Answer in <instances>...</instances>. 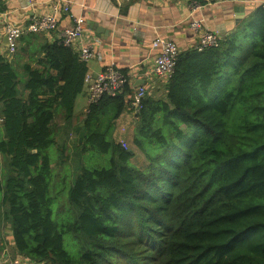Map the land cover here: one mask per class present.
I'll use <instances>...</instances> for the list:
<instances>
[{
	"label": "trees",
	"instance_id": "16d2710c",
	"mask_svg": "<svg viewBox=\"0 0 264 264\" xmlns=\"http://www.w3.org/2000/svg\"><path fill=\"white\" fill-rule=\"evenodd\" d=\"M43 35L0 55V256L8 229L32 264H264V5L217 47L180 51L164 97L143 99L131 145L145 169L113 139L129 85L89 104L77 129L86 63ZM65 125L82 164L66 192L74 216L57 227L51 155L68 161Z\"/></svg>",
	"mask_w": 264,
	"mask_h": 264
},
{
	"label": "crops",
	"instance_id": "0c3cea01",
	"mask_svg": "<svg viewBox=\"0 0 264 264\" xmlns=\"http://www.w3.org/2000/svg\"><path fill=\"white\" fill-rule=\"evenodd\" d=\"M194 3L200 8L192 11ZM64 4L70 10L56 14L57 30L42 33L44 38L49 43L58 41L63 29L71 25L73 16L82 17L85 31L79 43H92L96 51V56L86 63L87 73L94 76L110 65L124 72L131 90V95L125 98L128 103L141 84L146 87V97L162 99L165 95L166 81L150 76L153 57L158 53L151 48L156 37L174 41L180 51L191 49L198 41V33L189 24L192 20H202L205 30L217 32L221 40L228 38L239 23L237 19L242 20L253 8L264 5V0H204L202 3L197 0H0V55L9 61L13 59V55L6 54L7 25L24 31L32 17L51 13L53 5L63 7ZM42 57L30 61L25 55L19 63L30 62L32 68L43 69V62L37 64ZM87 95L88 90L78 95L74 117L78 116L77 111L86 112ZM74 120L78 129L82 121L75 123ZM136 122L126 107L115 120L114 141L127 143V132L130 128L133 131ZM64 127L71 130L70 125ZM8 233L5 239L13 250L12 236ZM2 259L0 256V262ZM28 264L32 263L28 260Z\"/></svg>",
	"mask_w": 264,
	"mask_h": 264
},
{
	"label": "built area",
	"instance_id": "2783aa9c",
	"mask_svg": "<svg viewBox=\"0 0 264 264\" xmlns=\"http://www.w3.org/2000/svg\"><path fill=\"white\" fill-rule=\"evenodd\" d=\"M199 8L200 5L194 3L191 9L195 11ZM61 10L67 12L70 10V6L68 4H64L63 7L53 5L51 13L32 17L24 31L7 25L5 27L7 56H11L15 53L18 39L22 34H47L57 30L58 23L56 14ZM73 17L71 25L63 29L58 41L65 47L71 48L72 50L75 49L79 59L87 63L96 56V51L92 43H79L84 35L85 21L82 17ZM189 25L194 32L198 33V41L191 49L200 52L206 48L217 47L219 45L221 41L219 34L215 31L211 32L205 30L202 20H192ZM151 48L158 51V53L153 57V68L150 76L167 81L173 73L178 55L180 54L179 47L170 39L156 37L151 43ZM84 81L88 85V105L96 104L105 95H117L121 93L126 85H129L127 75L114 68L112 65L107 66L94 76L87 73ZM145 97L146 87L144 84H141L136 87L132 97L126 105L133 116L136 117L137 113L142 108V101ZM121 142L124 144L123 141H120V143ZM125 145L126 144H124V147ZM1 256L4 259H2L0 264H28V259L22 256L8 255L7 249L3 251Z\"/></svg>",
	"mask_w": 264,
	"mask_h": 264
},
{
	"label": "rangeland",
	"instance_id": "374dc122",
	"mask_svg": "<svg viewBox=\"0 0 264 264\" xmlns=\"http://www.w3.org/2000/svg\"><path fill=\"white\" fill-rule=\"evenodd\" d=\"M76 115L78 116H76L74 119L77 122L82 121L83 113L77 111ZM56 122L59 126L61 125L60 119H57ZM136 126H137V122L133 126V131L130 128L129 132H127L129 134V137L126 138L127 143H125L126 144L125 147L124 144H122V142L120 144H122V147H124V149H128L134 153V157L131 159V163L139 169H145L147 166V162L144 156L139 150L135 149L131 145L132 132L136 131ZM78 139H79L78 131L74 132L72 130L65 129L63 134L58 138V143L63 144L64 142L68 147V153H69L68 161L59 166L57 165V161H58L57 157L55 155H51V164L53 165V169H52V177L51 180L49 181V196L52 198V203H51L52 220L57 227H59L65 222H69L72 216H74V213L70 211L68 208L69 203L67 201L66 192L69 188L70 182H73L75 175L78 173L79 166L82 164L79 160V153L77 148ZM103 166H106V164H103ZM70 170L72 171V174L69 181ZM8 231H9L8 229H4L2 231L5 244L8 247L7 253L9 255L16 256L14 255L12 248L9 247L8 241L5 239V237L9 235ZM71 243L73 244V239L70 236L65 235L63 237V246L65 251H67L68 253H71V249H72Z\"/></svg>",
	"mask_w": 264,
	"mask_h": 264
},
{
	"label": "water",
	"instance_id": "95a60500",
	"mask_svg": "<svg viewBox=\"0 0 264 264\" xmlns=\"http://www.w3.org/2000/svg\"><path fill=\"white\" fill-rule=\"evenodd\" d=\"M240 20H241L240 18H239V19H237V21H238V22H240Z\"/></svg>",
	"mask_w": 264,
	"mask_h": 264
}]
</instances>
